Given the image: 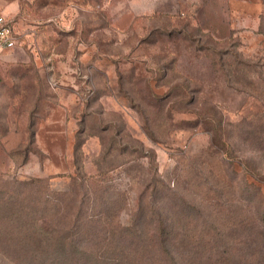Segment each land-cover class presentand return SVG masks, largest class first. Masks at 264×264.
I'll return each mask as SVG.
<instances>
[{"label":"rangeland","instance_id":"1","mask_svg":"<svg viewBox=\"0 0 264 264\" xmlns=\"http://www.w3.org/2000/svg\"><path fill=\"white\" fill-rule=\"evenodd\" d=\"M0 14L18 40L0 57V264H66L25 231L74 233L82 211L152 226L160 210L239 251L262 240L264 75L242 69L253 84L238 87L197 49L264 63V0H0ZM75 174L97 182L73 191ZM18 192L24 205L2 195Z\"/></svg>","mask_w":264,"mask_h":264},{"label":"trees","instance_id":"2","mask_svg":"<svg viewBox=\"0 0 264 264\" xmlns=\"http://www.w3.org/2000/svg\"><path fill=\"white\" fill-rule=\"evenodd\" d=\"M260 31L264 34V15L261 18ZM197 50L211 57L212 67H218L230 83L238 87L249 89L253 84L239 76L242 69L251 67L258 74L264 75L262 69L264 63L255 64L243 60L231 49L201 46ZM213 134L217 135L215 132ZM213 134L212 142L217 140ZM223 144L226 145L225 142ZM68 178L72 181L73 191L77 188L82 190L86 185L97 182L95 176L80 177L75 174ZM42 183L41 180H34L21 185L29 192L36 193ZM21 194L23 192H18L15 199L8 194L2 195L13 201L11 205H24L27 199L21 201L16 199V196L19 197ZM9 199L6 203H9ZM184 209L190 210L188 207ZM81 213L80 223L74 227V233H70L69 230V233L62 234L52 226L44 229L35 221V231L31 233L25 231L28 237L31 234L35 251L41 250L47 243L49 252L62 251L65 254L66 264H71L75 252H79L77 264H264V257L256 263L260 257L256 253L264 254V227L260 234L262 240L258 241V244L248 243L247 250L239 251L241 243L235 246L219 240L210 242L201 237L195 239L196 234L207 236L209 230L205 228L197 232L195 226L181 224L173 215L168 216L160 210L152 211L153 220L154 218L157 220L152 226L148 224L149 221L145 225L131 222L128 225H120L114 216L111 217L107 213L104 214V220L107 222L102 224L97 220L98 217L89 216L83 211ZM253 246L259 248L254 250Z\"/></svg>","mask_w":264,"mask_h":264},{"label":"built area","instance_id":"3","mask_svg":"<svg viewBox=\"0 0 264 264\" xmlns=\"http://www.w3.org/2000/svg\"><path fill=\"white\" fill-rule=\"evenodd\" d=\"M17 37L3 14H0V57L17 45Z\"/></svg>","mask_w":264,"mask_h":264}]
</instances>
